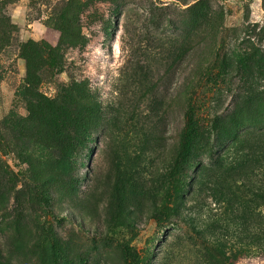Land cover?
I'll return each instance as SVG.
<instances>
[{
  "label": "rangeland",
  "instance_id": "rangeland-1",
  "mask_svg": "<svg viewBox=\"0 0 264 264\" xmlns=\"http://www.w3.org/2000/svg\"><path fill=\"white\" fill-rule=\"evenodd\" d=\"M0 264H264V0H0Z\"/></svg>",
  "mask_w": 264,
  "mask_h": 264
},
{
  "label": "trees",
  "instance_id": "trees-1",
  "mask_svg": "<svg viewBox=\"0 0 264 264\" xmlns=\"http://www.w3.org/2000/svg\"><path fill=\"white\" fill-rule=\"evenodd\" d=\"M13 25L7 24V28H12ZM31 45L33 48H39L38 50L44 52V55H46V60H50L52 57H55V50L49 47L47 44H34L32 42H29L25 45ZM29 88L34 86L36 79L33 78L31 80H27ZM210 133L204 125H202L199 121V119L191 113L189 110L186 116L185 120V127L183 130V133L181 135V146L179 153L177 157L179 159H183L184 155L187 153V151H192L188 156H195L197 152H199L201 149L207 147L210 142ZM217 162H219V159H216ZM193 185H189V194L193 193Z\"/></svg>",
  "mask_w": 264,
  "mask_h": 264
}]
</instances>
